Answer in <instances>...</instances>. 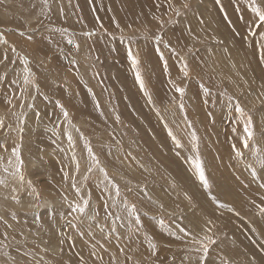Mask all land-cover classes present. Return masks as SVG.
<instances>
[{
	"label": "rangeland",
	"instance_id": "374dc122",
	"mask_svg": "<svg viewBox=\"0 0 264 264\" xmlns=\"http://www.w3.org/2000/svg\"><path fill=\"white\" fill-rule=\"evenodd\" d=\"M126 1L94 0L89 4L88 0H49L51 12L44 8L40 14L41 0H0V99H4L0 100V112L6 111L0 113V120L8 129H0V144L8 148H0V180H6L9 186L14 183L9 175L16 163L11 149L19 145L25 178L31 181L30 189L21 187L13 194L9 187L0 185V216L12 225H0V232L7 231L9 237L5 242L8 247L0 251L16 257L17 247L32 250L36 245L44 264H81L80 257L86 264H112L113 257L116 264H187V245L182 243L184 234L178 230L180 216H184L182 224L193 233L200 231L202 218L210 216L216 224L212 235L217 241L210 252L211 261L220 264L219 256H223L230 264H253L254 257V264H264V214L257 207L264 206V187L260 186L264 184V168L258 159L264 156V100L260 99L264 93V50L260 43L264 28L252 26L254 14L249 0H221L227 19L215 0H191L186 16L180 17L178 24H166L163 30L153 15L146 21L138 16V6H134L140 0H135L136 4L134 0ZM26 10L33 13L29 15ZM96 11L111 15L103 19V29L96 16L97 23L93 22ZM155 14L168 19L163 8ZM37 17L43 23L38 24ZM188 25L202 43L187 37L184 30ZM250 30L260 34L251 36ZM162 32L176 49L175 53L164 50L167 73L155 45L142 35ZM213 36L223 43H215ZM184 45L193 49L191 54ZM129 48L140 60L143 90L136 80L137 69L128 58ZM24 60L32 73L28 84L23 80ZM182 60L189 64L190 79H180ZM170 80L186 89L182 98L174 92ZM57 101L68 111V120L62 117ZM181 101L183 111L179 108ZM236 101L244 115L236 111ZM248 116L254 137L245 148L244 124ZM193 131L198 149L192 147ZM89 146L101 165L117 178L122 195L136 205L138 232L120 209L105 208L101 189L106 181L95 168L87 172L91 163ZM233 146L243 154L241 157L236 156ZM73 156L80 162L78 175ZM196 156L204 163L208 186L200 181L192 163ZM65 171L70 177L67 182ZM73 175L79 194L70 186ZM124 181L131 182L133 193H127ZM33 189L39 192L40 200L32 195ZM89 193L90 212L95 219L80 218L79 213L69 211V203H78L81 197L87 199ZM62 196L68 197L66 201ZM109 212L124 218L115 220ZM69 222L75 227H69ZM16 241L22 243L17 245ZM44 241H50L47 254ZM150 244L157 246V257H152ZM93 250L103 257L102 262L90 256ZM126 256H131V261ZM6 259L0 255V264Z\"/></svg>",
	"mask_w": 264,
	"mask_h": 264
},
{
	"label": "snow or ice",
	"instance_id": "6c2138e0",
	"mask_svg": "<svg viewBox=\"0 0 264 264\" xmlns=\"http://www.w3.org/2000/svg\"><path fill=\"white\" fill-rule=\"evenodd\" d=\"M94 0H88L89 4H92ZM217 5H220L221 11L224 12L225 18L227 19V13L224 11L223 5L221 4V0H215ZM190 3L191 0H155V7L159 11V9L164 8L166 12L168 13V19L165 20L163 18V15H156L153 13V19L156 20L160 28L163 30L165 28V25H175L179 23V18L182 16H186L187 12L190 11ZM42 4V10L41 14H43V9L47 8L49 12H51V5L49 4V0H41ZM249 4L251 5V12L254 14V19L252 20V26L256 29L264 28V3H258V0H249ZM35 7V5H33ZM95 11V9H94ZM60 15L64 16V9L60 8L59 9ZM176 17V19H173L172 17ZM98 19V18H97ZM114 19V18H113ZM37 22L42 23L39 17H37ZM201 23H203L202 19L200 20ZM116 28H119L120 25L119 23H116ZM101 28L103 29V25L101 24ZM106 31V29H104ZM187 34V37L193 41L194 43H202L203 41L201 40L200 36L197 35L191 25H188L185 30ZM202 31V30H201ZM260 34L259 32L256 31H249V35L251 36H256ZM85 35L91 36L92 33H85ZM144 39L147 41L153 42L155 45L156 51L163 62V67L165 72L167 73L168 71V65L167 61L164 60L165 52L164 50H167L169 52L175 53L176 49L173 47L170 41L165 40V35L166 32L162 33H153L152 35H149L148 33H143L142 34ZM211 39L217 43H223L222 40H218L216 37H211ZM7 43V41H5ZM68 43L71 44L72 40H68ZM261 49L264 50V36H262L261 40ZM75 47L78 49L79 45H75ZM184 47L187 48L188 54H191L193 49L191 47H188V45H184ZM14 50V49H13ZM7 59V57H4ZM128 58L131 61V65L134 69L136 70V80L139 83L141 89H144V81L141 77V74L138 70V65L140 64V60L138 59L137 55L133 54V51L131 48L128 50ZM25 64V76H24V83L28 84L30 82L29 77L32 76L31 69L27 67L28 61L24 60ZM179 71L182 73V76L180 79H190V69H189V64L187 60H182V66L180 67ZM12 83H15V81H12ZM172 89L174 90L175 93L179 94V96L182 98L185 94L186 89L184 87H181L175 83V81L170 80L169 81ZM37 90H39V85H35ZM229 99H232L231 97ZM260 99L264 100V93H261ZM173 100H175V97H173ZM8 103H11V101H7ZM57 106L60 108L63 117L65 120H68L69 118V113L68 111L64 108L62 104L57 101ZM99 107V105H97ZM29 107H34V105H29ZM179 108L181 111L184 110V104L181 101L179 103ZM236 111L239 112L241 115H244V110L243 108L240 107L239 101H236ZM37 116H39V113H37ZM120 117L117 115L116 116V122L119 123ZM189 127H191V124L189 122ZM0 129H4L5 132L8 131V129L5 128L3 120H0ZM19 131L22 133L23 128H20ZM77 131H79L77 129ZM235 131V129H233ZM254 137V132H253V127H252V119L250 116L247 117L246 122L244 124V138H243V145L245 148H249V141L253 140ZM68 139L69 141L72 140V137L70 134H68ZM197 136L196 133L193 131L192 133V147L198 149L197 145ZM177 147H181V145L177 144ZM0 148H3L5 151H8L7 147L0 144ZM233 150L236 152L237 157H241L243 154L239 152L238 150L235 149V146H233ZM260 149L257 148L256 152H259ZM88 156L90 157V166L87 168L88 173H92L94 168L98 170L104 178V181H106L105 186L103 189H101V198L103 199L104 206L105 208H118L122 212L126 214V216L129 218L130 222L134 225H136L135 231H139L140 227V220L138 216V210L137 207L134 203H130L127 199V196L122 195V189L120 186V183L117 182V178L114 176H111L109 174V171L107 167L101 165V161L99 157L93 152L91 147L89 146L87 148ZM177 156L180 155L179 152L176 153ZM11 156L15 158V165H14V171L9 172L7 168H5V172H9V175L12 177L14 183L9 186L7 184L6 180H0V185H4L6 187L10 188L11 193H16L20 190L21 187H24L25 189H28L31 187V181L26 180L25 174H24V161L21 157V152H20V146L16 145L11 149ZM3 157H0V160H2ZM72 159L75 161V174L78 175L80 171V162L78 160H75V157L73 156ZM259 163L262 168H264V156H259ZM12 161L9 160V164H11ZM192 163L195 166L196 171L198 172L200 181L203 183L204 186H208V177L206 176L205 173V167L203 161L199 158V156H196L193 160ZM70 179L69 173L67 171L64 172V180L67 182ZM85 180L88 179L87 176L84 177ZM120 180H123V177H119ZM128 187H126L127 193L131 194L134 192V188L131 186L130 181H124ZM73 189H76L77 193L79 194L80 189L77 186L76 178L75 175L71 177V185ZM261 187H264V184L260 185ZM139 187V186H136ZM141 191H144V189H141ZM32 195L36 198L39 199V192H36L33 189ZM15 199V196H13ZM62 199L66 200L67 198L62 196ZM190 199V198H189ZM261 199H264L262 197ZM90 200H91V194H88V198L85 199L81 197V201L78 203H69V211L70 212H76L80 214V218L84 219H95V216L91 214L90 212ZM111 200L112 203L109 204L108 201ZM17 203H20L19 200H17ZM161 209H163V205H160ZM260 210L261 214H264V206H257ZM95 211V210H91ZM110 217H115V220H122L124 217L116 215L115 212H109L107 213ZM167 215L170 216H175L176 213H167ZM239 215V213H237ZM16 217L13 215L12 219H15ZM135 218V219H132ZM184 219V216H180L181 220V226L178 228L180 232L184 234V238L182 239V243H185L187 247L184 249L186 252V255L184 256V261L187 262V264H210L211 257H210V252L213 249V246L217 245L216 239L213 238V229L216 227L215 221L210 217V216H205L202 218V223L199 225L200 231L197 233H193L191 229H189L187 226L182 224V221ZM161 225L164 224L163 220H160ZM0 225H2L5 228H11L12 225L8 223L7 220L4 219L3 216H0ZM69 227H75V225H72L71 222H69ZM113 231H116V229H113ZM21 235L23 233L21 232ZM0 236L3 237L2 240H0V249H4L8 247V244L5 243L8 241V233L7 231L0 232ZM14 239V238H13ZM22 242L16 241L17 245H20ZM26 245V242H24ZM45 243V248H44V254H47L50 246V241H44ZM63 243V241H61ZM255 243V241L253 242ZM102 251H107V249L103 248V246H100ZM150 250H151V255L152 257H157V252L156 248L157 246L155 244H150L149 245ZM121 253H124V248L119 249ZM261 251L264 252V247L261 248ZM16 257H12L9 255L8 252L6 251H0V255H3L7 259L5 260V264H8V260H11V264H44V257L43 254H39L37 252V246L33 245L32 250H28L27 247H17L16 249ZM219 256V254H217ZM90 256L95 258L98 261H103V257L99 255V253L95 250L90 252ZM81 259V264H86L84 261L83 257H80ZM126 259L128 261H131L132 257L131 256H126ZM158 259V258H157ZM219 261L220 264H230V262L224 258L223 256H219ZM255 262V258L253 257V264ZM112 264H116L115 258L113 257ZM139 264V262H137ZM211 264H215V261H211Z\"/></svg>",
	"mask_w": 264,
	"mask_h": 264
},
{
	"label": "bare ground",
	"instance_id": "6f19581e",
	"mask_svg": "<svg viewBox=\"0 0 264 264\" xmlns=\"http://www.w3.org/2000/svg\"><path fill=\"white\" fill-rule=\"evenodd\" d=\"M19 1V0H18ZM26 1V0H25ZM56 1V0H55ZM124 1H126V0H124ZM129 1H132V0H129ZM128 1V2H129ZM27 2H28V0H27ZM40 2V1H39ZM127 2V1H126ZM140 2V4H138V5H135L134 7H136V6H138L137 8H138V11H139V15L138 16H140L141 18H142V20L143 21H146L147 19V17L148 16H151V15H153V13H155V11L157 10L156 9V7H155V0H140L139 1ZM21 3V2H20ZM31 3V2H30ZM34 3V2H33ZM33 3H31L32 4V6H33ZM38 3V2H37ZM36 3V4H37ZM132 3H135L136 4V2H135V0L132 2ZM10 4V3H9ZM29 4V3H28ZM21 5H22V3H21ZM130 5H131V3H130ZM17 6H19L18 4H17ZM25 6V5H24ZM28 6H31L30 4L28 5ZM131 6H133V4L131 5ZM23 7V6H22ZM27 7V6H26ZM36 7V9H37V6H35ZM19 8V7H18ZM17 8V9H18ZM40 8V7H39ZM136 8V9H137ZM19 9H21L22 10V8L20 7ZM24 9V8H23ZM29 9H30V7H29ZM34 9V12H35V8H32V10ZM42 9V8H41ZM46 9V8H45ZM135 9V8H134ZM40 10V9H39ZM163 10L164 11H166L164 8H163ZM26 11H28V13H29V10H26ZM38 11V10H37ZM37 11H36V13H37ZM45 11V10H44ZM138 11H136V13L138 12ZM12 12V11H11ZM19 12V11H18ZM41 12V11H40ZM130 13H131V11H129ZM22 13V12H21ZM21 13H19V14H21ZM31 13H33V12H30L29 13V15H31ZM48 13V12H47ZM47 13L45 12V14H46V16H47ZM24 14V13H23ZM26 14V13H25ZM41 14V13H40ZM39 14V15H40ZM44 14V15H45ZM49 14V13H48ZM44 15H41V16H44ZM20 16V15H19ZM26 16H28V15H26ZM34 16V15H33ZM49 16V15H48ZM95 16H96V18H98V23L99 24H102V22H103V19H106L107 17H111V15L110 14H107V13H105V12H103L102 14L99 12V11H96L95 13H93L92 14V17H93V22H95V23H97L96 22V20H95ZM131 16H132V14H131ZM43 18H45V16L43 17ZM46 18H48V17H46ZM54 18V17H53ZM53 18H51V19H53ZM118 18V17H117ZM135 19H137L136 17H134ZM135 19H133V20H135ZM10 21V20H9ZM14 21V20H13ZM16 21V20H15ZM45 21V20H44ZM49 21H50V18H49ZM59 21V20H58ZM236 21V20H235ZM53 22H55V21H53ZM52 22V23H53ZM43 23V22H42ZM56 23V22H55ZM57 24V23H56ZM104 24V23H103ZM49 25V24H48ZM51 25V24H50ZM59 25V24H58ZM96 25V24H95ZM47 26V25H46ZM52 26H54V24L52 25ZM52 26H50V27H52ZM105 26H109V22L107 23L106 22V24H105ZM245 26V25H244ZM45 27V26H44ZM49 27V26H48ZM57 28V27H56ZM53 30H55V29H53ZM20 32V31H19ZM31 33V32H30ZM41 33V32H40ZM47 33V32H46ZM37 35V34H36ZM47 35V34H46ZM34 37V36H33ZM4 38V37H3ZM42 38V37H41ZM43 39H44V36H43ZM51 39V38H50ZM11 40V39H10ZM45 40V39H44ZM6 41V40H5ZM41 41V40H40ZM44 42V41H43ZM48 42V41H47ZM51 43H52V41H51ZM53 44V43H52ZM33 45V44H32ZM55 45V44H54ZM59 45V44H58ZM142 45V44H141ZM30 46V45H29ZM34 46V45H33ZM51 47V46H50ZM141 47V46H140ZM1 49V48H0ZM236 50V49H235ZM232 51V50H231ZM238 53V52H237ZM70 54V53H69ZM233 54V53H232ZM84 55V54H83ZM71 57V56H70ZM78 57V56H77ZM233 57V56H232ZM231 58V57H230ZM237 58H238V56H237ZM235 59V58H234ZM240 59H241V56H240ZM232 60V59H231ZM239 60V59H238ZM49 61V60H48ZM234 61V60H233ZM242 61V60H241ZM74 62V61H73ZM79 62V61H78ZM236 62V61H235ZM85 64V63H84ZM95 64V63H94ZM224 64V63H223ZM96 65H97V63H96ZM230 65V64H229ZM91 67V66H90ZM122 67V66H121ZM125 68V67H124ZM212 69V68H211ZM3 70H4V68H3ZM0 72H2V71H0ZM83 72V71H82ZM221 72V71H220ZM48 75H50L49 73H48ZM224 75V74H223ZM46 76H47V74H46ZM3 77V76H2ZM84 77V76H83ZM24 80V79H23ZM84 81V80H83ZM43 82V81H42ZM82 82V81H81ZM90 82H91V80H90ZM86 83V82H85ZM84 83V84H85ZM91 84V83H90ZM46 85V84H45ZM2 92V91H1ZM18 94H16V96H17ZM35 95V94H34ZM61 95V94H60ZM63 95V94H62ZM75 95H77V94H75ZM90 95V94H89ZM88 95V96H89ZM66 96V95H65ZM87 96V97H88ZM93 96V95H92ZM92 96H90V98L92 97ZM1 97V96H0ZM3 97V96H2ZM7 98V97H6ZM54 98V97H53ZM62 98V97H61ZM69 98V97H68ZM99 98V97H98ZM1 99H3V98H1ZM0 99V100H1ZM94 99H95V97H94ZM31 100V99H30ZM76 100V99H75ZM90 101H92L91 99H89ZM100 100H103V99H100ZM3 101H4V99H3ZM2 101V102H3ZM70 101V100H69ZM89 101V103H91ZM38 102H40V101H38ZM60 102V101H59ZM88 102V101H87ZM100 102V101H99ZM54 103V102H53ZM57 103V102H56ZM92 103H95V102H92ZM104 103V102H103ZM0 104L2 105V103L0 102ZM98 104V103H97ZM96 104V105H97ZM90 104H88V106H89ZM92 105V104H91ZM101 105V104H100ZM51 106V105H50ZM70 106V105H69ZM6 107V109H7V106H5ZM47 107H49V106H47ZM84 107V106H83ZM82 107V108H83ZM87 107V106H86ZM85 107V108H86ZM70 108H72V107H70ZM0 109H2L1 107H0ZM28 109V108H27ZM50 109V108H49ZM52 109V108H51ZM81 109V108H80ZM84 109V108H83ZM5 110V109H4ZM18 110V109H17ZM60 110V109H59ZM75 110V109H74ZM19 111V110H18ZM1 112H3L2 110H1ZM0 112V113H1ZM3 113H6V111H4ZM2 113V114H3ZM32 113V112H31ZM73 113V112H72ZM90 113V112H89ZM94 114V113H93ZM1 115V114H0ZM4 115V114H3ZM22 115V114H21ZM26 115H28L27 113H26ZM77 115H78V112H77ZM82 115V114H81ZM2 117V116H1ZM17 117H19V116H17ZM23 117H25V115L23 116ZM27 117V116H26ZM25 117V118H26ZM41 117V116H40ZM63 117V116H62ZM86 117V116H85ZM95 117V116H94ZM14 118V117H13ZM39 118V117H38ZM42 118V117H41ZM27 119V118H26ZM26 119H24V120H26ZM29 119H31V118H29ZM43 119V118H42ZM14 120V119H13ZM55 120H57V119H55ZM8 121V120H7ZM7 121H5V123L7 122ZM11 121V120H10ZM22 121V120H21ZM59 121V120H58ZM10 123V122H9ZM8 123V124H9ZM13 123V122H12ZM20 123H23V122H20ZM26 123V122H25ZM32 123V122H31ZM29 124V123H28ZM27 124V125H28ZM34 125V124H33ZM24 126V125H23ZM29 126V125H28ZM20 127V126H19ZM18 127V128H19ZM23 128V127H22ZM25 128V127H24ZM27 128V127H26ZM69 129V128H68ZM73 129H74V127H73ZM94 129H95V127H94ZM24 130H26V129H24ZM75 131V130H74ZM36 132V131H35ZM38 132V131H37ZM36 132V133H37ZM54 133V132H53ZM20 134V133H19ZM26 134V133H25ZM57 134V133H56ZM74 134V133H73ZM61 135V134H60ZM98 137V136H97ZM76 138V137H75ZM100 138V137H99ZM6 142V141H5ZM78 142V141H77ZM83 143V142H82ZM71 144V143H70ZM80 144V143H79ZM80 146V145H79ZM85 146V145H84ZM68 147H69V145H68ZM43 148V147H42ZM8 149V148H7ZM25 150V149H24ZM49 150V149H48ZM103 150V149H102ZM27 152V151H26ZM6 153V152H5ZM23 153V152H22ZM67 154V153H66ZM8 155V154H7ZM28 155V154H27ZM32 155V154H31ZM46 155V154H45ZM44 155V156H45ZM29 157V156H28ZM108 157V156H107ZM77 158V157H76ZM53 159V158H52ZM27 160V159H26ZM30 160V159H29ZM64 160H65V158H64ZM70 160V159H69ZM1 161V160H0ZM25 161V160H24ZM29 162V161H28ZM34 162V161H33ZM37 162V161H36ZM2 163V162H1ZM6 163V162H5ZM48 163V162H47ZM41 164H42V162H41ZM11 165V164H10ZM12 165H13V163H12ZM46 165V164H45ZM44 165V166H45ZM49 168V167H48ZM71 168V167H70ZM2 169V168H1ZM60 171V170H59ZM58 172V171H57ZM48 173V172H47ZM51 173V172H50ZM59 173V172H58ZM62 173V172H61ZM45 175V174H44ZM49 175V174H48ZM56 176V175H55ZM80 176V175H79ZM52 177V176H51ZM58 178V177H57ZM240 178V177H239ZM56 179V178H55ZM236 179V178H235ZM40 180V179H39ZM228 180V179H227ZM56 181V180H55ZM59 181V180H58ZM65 181V180H64ZM42 182V181H41ZM60 182V181H59ZM221 182V181H220ZM45 183V182H44ZM38 184H39V182H38ZM37 184V185H38ZM226 184V183H225ZM229 185V184H228ZM227 186V185H226ZM233 186V185H232ZM239 187V186H238ZM227 188V187H226ZM22 189V188H21ZM30 189V188H29ZM61 190V189H60ZM74 190V189H73ZM227 190V189H226ZM36 191V190H35ZM38 191V190H37ZM41 191V190H40ZM87 191V190H86ZM249 191V190H248ZM69 192V191H68ZM32 193V192H31ZM13 194V193H12ZM71 194V193H70ZM26 195V194H25ZM46 195H48V194H46ZM13 197V196H12ZM25 197V196H24ZM27 197V196H26ZM43 197H45V196H43ZM51 197V196H50ZM40 198V197H39ZM68 198V197H67ZM40 200V199H39ZM8 201V200H7ZM42 201V200H41ZM51 201V200H50ZM66 201V200H65ZM9 202V201H8ZM33 202V201H32ZM64 203V202H63ZM17 205V204H16ZM31 206V205H30ZM54 209V208H53ZM25 219V218H24ZM23 220V219H22ZM26 221H28V220H26ZM43 221V220H42ZM41 221V222H42ZM101 229V228H100ZM160 230H161V228H160ZM164 230V229H163ZM165 231V230H164ZM164 231H160L161 233H163ZM166 232V231H165ZM160 233V234H161ZM169 233V232H168ZM164 234V233H163ZM55 235V234H54ZM167 235V234H166ZM169 235V234H168ZM171 235V234H170ZM169 235V236H170ZM165 237V236H164ZM162 239H163V237H161ZM165 239V238H164ZM169 240V239H168ZM170 241H171V239H170ZM27 242H29V241H27ZM70 249V248H69ZM45 256V255H44ZM60 260V259H59Z\"/></svg>",
	"mask_w": 264,
	"mask_h": 264
}]
</instances>
